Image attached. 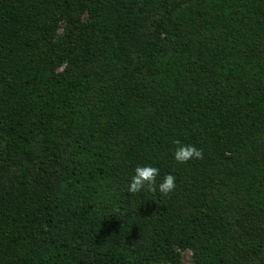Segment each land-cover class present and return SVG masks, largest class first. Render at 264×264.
Instances as JSON below:
<instances>
[{
  "label": "trees",
  "instance_id": "obj_1",
  "mask_svg": "<svg viewBox=\"0 0 264 264\" xmlns=\"http://www.w3.org/2000/svg\"><path fill=\"white\" fill-rule=\"evenodd\" d=\"M0 141V264H264V0H0Z\"/></svg>",
  "mask_w": 264,
  "mask_h": 264
},
{
  "label": "clouds",
  "instance_id": "obj_2",
  "mask_svg": "<svg viewBox=\"0 0 264 264\" xmlns=\"http://www.w3.org/2000/svg\"><path fill=\"white\" fill-rule=\"evenodd\" d=\"M175 145L172 158L180 164L193 159H201L202 152L191 144H183L179 140H173ZM159 169L151 165L136 166L127 185V191L131 194L142 192L156 193L163 196L170 194L175 188V177L171 173L163 175L157 181Z\"/></svg>",
  "mask_w": 264,
  "mask_h": 264
},
{
  "label": "rangeland",
  "instance_id": "obj_3",
  "mask_svg": "<svg viewBox=\"0 0 264 264\" xmlns=\"http://www.w3.org/2000/svg\"><path fill=\"white\" fill-rule=\"evenodd\" d=\"M58 31H59L58 36L60 37L62 34L61 27L59 28ZM2 146H3V141H0V151H1ZM10 172L14 176H18L23 172V170L21 166L16 162L10 166ZM174 252H175V257L173 261H169L166 259L167 261L166 264H189L190 263L192 259V253L189 250L187 249L182 250V249L175 248Z\"/></svg>",
  "mask_w": 264,
  "mask_h": 264
}]
</instances>
